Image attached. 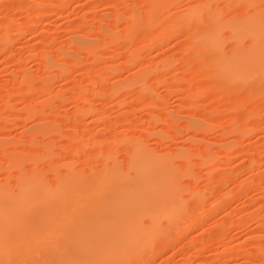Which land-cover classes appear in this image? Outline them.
Instances as JSON below:
<instances>
[{
  "label": "rangeland",
  "instance_id": "rangeland-1",
  "mask_svg": "<svg viewBox=\"0 0 264 264\" xmlns=\"http://www.w3.org/2000/svg\"><path fill=\"white\" fill-rule=\"evenodd\" d=\"M209 14L256 17L264 28V0H0V143L11 150L0 151V181L17 180L5 170L13 154L47 152L46 166L99 175L115 164L135 175L127 147L137 138L175 167L183 216L129 264H264V95L259 81L228 89L213 75L193 43L214 27ZM26 75L36 87L21 83ZM45 124L53 131L33 146L32 131Z\"/></svg>",
  "mask_w": 264,
  "mask_h": 264
},
{
  "label": "bare ground",
  "instance_id": "bare-ground-1",
  "mask_svg": "<svg viewBox=\"0 0 264 264\" xmlns=\"http://www.w3.org/2000/svg\"><path fill=\"white\" fill-rule=\"evenodd\" d=\"M198 11L191 12L188 19L198 20ZM209 17L205 19H211L214 27L193 43L205 54L213 75L224 76L228 89L259 81L262 97L264 28L260 19L226 22L214 14ZM225 27L230 28L233 38V47L227 52L223 51ZM74 43L81 51H93L95 46L80 40ZM54 66L48 61L46 71L50 73ZM66 69L61 66L60 74ZM32 80L26 75L21 83L30 90L36 87L31 86ZM45 82L42 93L51 88V83ZM43 105L53 107L50 102ZM47 125L32 131L33 142L36 136L53 131ZM195 128L204 129L199 124ZM33 146H37L35 142ZM4 147L0 143V151H11ZM128 148L138 157L135 175L123 172L115 164L99 175L82 172L81 167L67 162L46 166L47 160H53L51 152L31 161L10 156L5 170L10 175L17 174V180L10 182L7 177L0 181V264H129L166 240L171 224L183 216L180 189L174 182L175 167L168 159L156 157L154 149L137 138L129 142ZM104 184L109 185L106 191ZM259 254L264 256V248Z\"/></svg>",
  "mask_w": 264,
  "mask_h": 264
}]
</instances>
